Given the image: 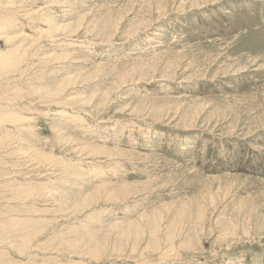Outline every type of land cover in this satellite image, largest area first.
I'll return each instance as SVG.
<instances>
[{"label":"rangeland","instance_id":"rangeland-1","mask_svg":"<svg viewBox=\"0 0 264 264\" xmlns=\"http://www.w3.org/2000/svg\"><path fill=\"white\" fill-rule=\"evenodd\" d=\"M0 264H264V0H0Z\"/></svg>","mask_w":264,"mask_h":264}]
</instances>
